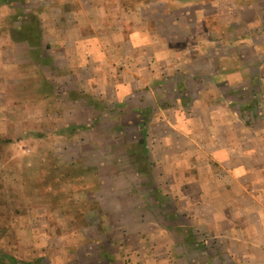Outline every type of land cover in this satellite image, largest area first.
Returning <instances> with one entry per match:
<instances>
[{"label":"rangeland","instance_id":"rangeland-1","mask_svg":"<svg viewBox=\"0 0 264 264\" xmlns=\"http://www.w3.org/2000/svg\"><path fill=\"white\" fill-rule=\"evenodd\" d=\"M33 13L51 45L43 58L64 42L56 68L14 40ZM219 40L226 57L257 46L264 63V0H0V140L11 141L0 142V251L41 264L205 260L203 231L174 210L182 189L162 160L167 130L147 134L153 186L133 151L142 116L167 108L172 120L178 98L188 105L176 87L188 57ZM79 125L90 128L73 133Z\"/></svg>","mask_w":264,"mask_h":264},{"label":"crops","instance_id":"crops-1","mask_svg":"<svg viewBox=\"0 0 264 264\" xmlns=\"http://www.w3.org/2000/svg\"><path fill=\"white\" fill-rule=\"evenodd\" d=\"M215 43L193 51L187 60L189 71L180 75L176 87L185 89L188 105L178 98L171 107L172 120L167 108L160 110L159 117L147 123V134L157 123L167 130L159 146L168 153L163 162L175 168L168 174L182 189L175 213L181 223L187 220L194 235L204 233L206 259L194 256L189 262L264 264V63H258L263 55L254 46L253 57H226L223 42ZM43 44L42 40V50L51 47ZM64 46L58 42L54 54L48 53L50 69L64 58ZM43 75L51 84L49 74ZM115 94L118 97L117 90ZM177 139L179 147L173 142ZM186 161L193 163L196 173H183Z\"/></svg>","mask_w":264,"mask_h":264},{"label":"trees","instance_id":"trees-1","mask_svg":"<svg viewBox=\"0 0 264 264\" xmlns=\"http://www.w3.org/2000/svg\"><path fill=\"white\" fill-rule=\"evenodd\" d=\"M14 40L25 42L31 50H36L38 51V57L41 59V62L43 64H47L46 59L43 58V51L41 48V41H42V36H41V28H40V23L39 19L37 18L36 15L29 14L26 17V21L22 22L21 25L13 32ZM42 56V57H41ZM138 114L140 116L143 114L142 110H138ZM148 118L147 116H142L140 125L138 127L139 129V141L136 145V149L133 151V155L135 158V171L136 173L140 174H145L149 178V184L151 186L154 185L153 181V170H152V165L150 162L149 158V151L147 149V123H148ZM72 132H77L78 130L80 131H85L90 128V126H84V125H79V126H73L70 127ZM1 143L3 144H8L11 143L10 140H0ZM157 192V190H155ZM97 209H99V205H96ZM105 255V254H103ZM106 264H111V259L106 257ZM0 264H41V259L33 260V261H23L19 260L18 258L11 256L9 254H5L4 252L0 251Z\"/></svg>","mask_w":264,"mask_h":264},{"label":"built area","instance_id":"built-area-1","mask_svg":"<svg viewBox=\"0 0 264 264\" xmlns=\"http://www.w3.org/2000/svg\"><path fill=\"white\" fill-rule=\"evenodd\" d=\"M261 214H262V217L264 218V208H263V210L261 211Z\"/></svg>","mask_w":264,"mask_h":264}]
</instances>
